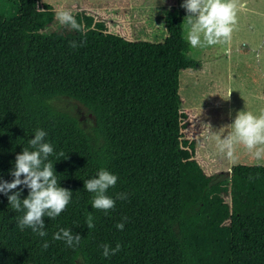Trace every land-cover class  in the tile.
<instances>
[{"label":"trees","instance_id":"16d2710c","mask_svg":"<svg viewBox=\"0 0 264 264\" xmlns=\"http://www.w3.org/2000/svg\"><path fill=\"white\" fill-rule=\"evenodd\" d=\"M41 3L0 0V182L13 181L16 156L34 150L29 141L42 129L54 148L48 161L58 183L72 191L66 210L44 217V231H86L72 264H88L93 231L118 229L121 222L156 231L178 264H264V164L231 167L246 192L223 223L225 207L212 203L214 176L200 166L183 173L180 79L197 59L170 40L44 35L50 12H42ZM184 14L173 5L165 9L173 37ZM62 96L87 107L93 125L81 126L51 103ZM101 168L118 176L106 193L116 200L108 212L93 208L94 193L84 187ZM15 191L23 200L30 189L21 185L8 195ZM8 195L0 192V231H21L25 210L15 211Z\"/></svg>","mask_w":264,"mask_h":264},{"label":"rangeland","instance_id":"374dc122","mask_svg":"<svg viewBox=\"0 0 264 264\" xmlns=\"http://www.w3.org/2000/svg\"><path fill=\"white\" fill-rule=\"evenodd\" d=\"M41 2L42 12H50H45L50 17L49 23L41 27L44 35L170 40L197 59V67L185 70L180 79L183 173L189 175L200 166L207 176H214L212 203L225 207L226 214L220 223L225 222L229 214L240 207L246 192L239 178L232 175L231 167L237 163L264 164V158L257 159L242 144L236 146L234 159H229L219 147V138L231 133L230 125L240 111L257 115L264 112V0H246L247 6L237 12L229 43L204 48H193L186 39L188 13L182 7L185 0ZM170 5L186 12L176 37L171 35L164 19L165 9ZM61 9L73 13L82 31L59 23L56 13ZM258 54L260 60H257ZM51 103L75 115L85 128L94 123V116L87 107L72 97L62 96ZM56 232L40 237L33 231H0V264H72L71 257L77 246L69 247L64 240H54ZM71 232L81 237L86 234V231ZM45 242L49 245L47 249L43 247ZM103 244L111 248L120 244L121 250L105 258ZM87 255L88 264H178L165 240L156 231L142 227L93 231Z\"/></svg>","mask_w":264,"mask_h":264},{"label":"clouds","instance_id":"9594fccd","mask_svg":"<svg viewBox=\"0 0 264 264\" xmlns=\"http://www.w3.org/2000/svg\"><path fill=\"white\" fill-rule=\"evenodd\" d=\"M246 6V0H185L182 7L188 13L185 17L188 25L187 41L193 48L229 43L237 22V12ZM56 19L61 25L82 31V25L69 10L57 11ZM71 47H77L76 42H71ZM260 59L258 54L257 60ZM230 127L231 133L223 139L219 138L222 153H226L229 159H234L236 146L242 144L249 152L254 153L257 159L264 158V112L257 115L251 111H240ZM46 136V131L37 129L34 139L29 141L34 150L24 148L22 154L16 156L15 169L10 173L14 177L13 181L0 182V192L5 195L12 193L21 185L30 189L27 198L21 200V192L15 191L14 194L8 195V201L15 211L25 210L24 215L18 218L17 226L20 230L23 231L25 227L31 228L40 237L48 235L44 231V217L55 219L66 210L72 199V191L60 186L54 166L48 161L54 148L51 143L44 142ZM60 155L64 153L61 152ZM117 180V175L101 168L96 178L84 181L85 189L94 193L92 202L94 209L108 212L115 207L116 200L106 193L110 187L116 185ZM116 198L125 199L126 195L117 194ZM93 221L94 217L89 213L86 220L89 229L95 226ZM116 227L123 230L125 224L121 222ZM81 238L80 235H74L70 229L65 228H61L53 235L54 240H64L69 247L78 246ZM43 247L47 249L48 243L45 242ZM101 247L105 258L121 250L120 244L115 248L108 244Z\"/></svg>","mask_w":264,"mask_h":264}]
</instances>
